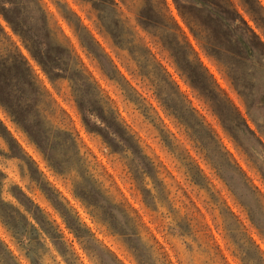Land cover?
Segmentation results:
<instances>
[{
    "label": "clouds",
    "instance_id": "1",
    "mask_svg": "<svg viewBox=\"0 0 264 264\" xmlns=\"http://www.w3.org/2000/svg\"><path fill=\"white\" fill-rule=\"evenodd\" d=\"M0 264H264V0H0Z\"/></svg>",
    "mask_w": 264,
    "mask_h": 264
}]
</instances>
